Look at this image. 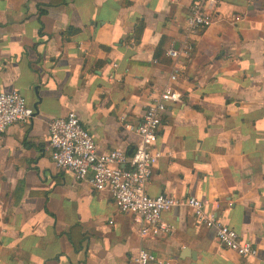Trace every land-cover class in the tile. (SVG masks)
<instances>
[{"label":"crops","instance_id":"crops-1","mask_svg":"<svg viewBox=\"0 0 264 264\" xmlns=\"http://www.w3.org/2000/svg\"><path fill=\"white\" fill-rule=\"evenodd\" d=\"M194 1L0 0V94L34 110L0 147V264H134L141 249L162 264H264V0H221L181 58L183 98L163 115L146 188L208 200L257 258L224 249L185 208L143 240L109 192L51 160L48 124L70 112L99 152H134L140 138L123 126L140 124L167 81Z\"/></svg>","mask_w":264,"mask_h":264},{"label":"built area","instance_id":"built-area-1","mask_svg":"<svg viewBox=\"0 0 264 264\" xmlns=\"http://www.w3.org/2000/svg\"><path fill=\"white\" fill-rule=\"evenodd\" d=\"M220 1L195 0L191 5L180 49H170L166 54L172 60L167 81L145 108L140 124L123 126L140 138L134 152L128 154L122 149L99 152L92 136L73 112L64 117L53 118L49 122L48 148L57 169L72 174L79 182L88 179L95 192H109L117 212L132 215L141 239L155 238L169 232V226L161 224V215L172 214L177 208H185L191 211L197 224L214 231L218 243L224 249L240 258L255 259L258 257L256 246L242 240L232 228L221 223L215 213L218 207L210 204L208 200H199L192 196L177 198L168 194L151 197L146 192L153 167L162 157L161 152L154 150L153 146L158 139L163 115L170 105L180 103L183 98L174 88L183 67L181 58L189 56L195 38L212 25ZM33 116L34 110L19 92L1 93L0 147L10 126L29 124ZM121 120L125 121L126 116H122ZM209 206L213 208L212 212L206 210ZM169 263L168 261L164 264ZM134 264L162 263L147 250L141 249Z\"/></svg>","mask_w":264,"mask_h":264},{"label":"trees","instance_id":"trees-1","mask_svg":"<svg viewBox=\"0 0 264 264\" xmlns=\"http://www.w3.org/2000/svg\"><path fill=\"white\" fill-rule=\"evenodd\" d=\"M63 4V0H50V6H58ZM45 10L40 11V14H44Z\"/></svg>","mask_w":264,"mask_h":264}]
</instances>
